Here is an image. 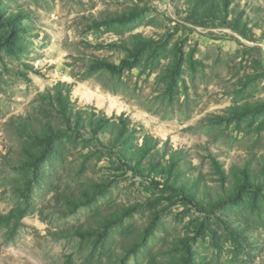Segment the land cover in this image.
<instances>
[{"label": "rangeland", "instance_id": "rangeland-1", "mask_svg": "<svg viewBox=\"0 0 264 264\" xmlns=\"http://www.w3.org/2000/svg\"><path fill=\"white\" fill-rule=\"evenodd\" d=\"M24 207L0 264H264V0H0V215Z\"/></svg>", "mask_w": 264, "mask_h": 264}, {"label": "trees", "instance_id": "trees-1", "mask_svg": "<svg viewBox=\"0 0 264 264\" xmlns=\"http://www.w3.org/2000/svg\"><path fill=\"white\" fill-rule=\"evenodd\" d=\"M11 41L6 42V47L11 48L12 46ZM102 68L106 69L110 72H119L121 67H117L110 64H104ZM68 95V93H67ZM57 97L58 103L61 105L62 109V117L64 119V124L69 127L71 130L78 131V129L86 127L87 124L84 125V121H88V130L91 135H97L102 132H110L114 134V141L116 144H121L122 140L128 139V120L124 119L122 116L118 117L117 120H113L108 118L107 116L101 114L100 116H96L95 113H87L84 111H76L73 114V107L69 106L68 104V96L62 98L61 94H58ZM85 118V119H83ZM51 132V130H48ZM33 139L34 144L37 145L39 148H42V151L39 155H36L32 151H25L26 156L29 158V162L26 164L27 168L36 169L44 160V158L50 153L51 151V143L54 139L53 136H49L46 132L42 135L34 132L31 136ZM152 139L145 138L142 145L136 148L138 153L137 158H139V162L136 165L137 169H142L145 171L146 167H141L142 162L146 161L148 167H150L151 171L156 176H166L168 178L176 170V162L175 159L176 154H171L170 158L163 162L155 161V156L150 154L151 148L153 146ZM157 153V152H154ZM219 171V169H217ZM244 185L248 182V178L245 177ZM27 208H17L10 210L7 214L0 215V226L8 225L12 223L14 228L19 227L20 221L23 216L27 213Z\"/></svg>", "mask_w": 264, "mask_h": 264}]
</instances>
